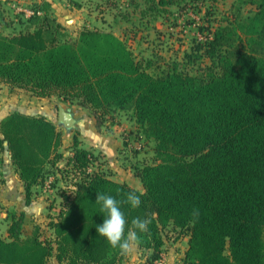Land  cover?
Listing matches in <instances>:
<instances>
[{
	"label": "trees",
	"instance_id": "obj_1",
	"mask_svg": "<svg viewBox=\"0 0 264 264\" xmlns=\"http://www.w3.org/2000/svg\"><path fill=\"white\" fill-rule=\"evenodd\" d=\"M147 1L158 11L206 0ZM250 4V14L219 26L197 46V59L209 64L191 70L149 71L152 62L136 58L112 31L84 27L70 38L37 6L31 9L40 15L22 29H0V84L10 92L78 100L98 120L130 113L155 143L153 162L132 168L139 191L112 180L77 138L69 155L61 153L60 131L45 116L7 114L0 120V154L9 152L26 200L54 172L72 188L61 192L60 210L46 224L49 238L38 224L25 235L23 217L11 216L7 237L0 238V264H48L50 257L121 264L124 255L96 233L106 214L95 198L123 200L133 191L140 206L122 205V211L128 227L135 217H152L138 248L153 261L161 258L167 230L188 237L187 264H264V0ZM193 209L200 211L195 224Z\"/></svg>",
	"mask_w": 264,
	"mask_h": 264
},
{
	"label": "rangeland",
	"instance_id": "obj_2",
	"mask_svg": "<svg viewBox=\"0 0 264 264\" xmlns=\"http://www.w3.org/2000/svg\"><path fill=\"white\" fill-rule=\"evenodd\" d=\"M87 3L89 4L88 10H91L89 14V16H91L89 27L113 31L128 44L136 55V58L143 62L146 60L152 62L153 65L149 71H154L157 68H159V70H167L173 67L181 68V70H191L198 65L209 64V61L206 59H197V46L209 38L216 28L225 26L230 21L244 18L251 13L250 10L253 8L250 4V0H218L216 2L206 0L197 3L179 2L174 6L161 7L158 11L149 9L152 5L147 0H93ZM20 13V11L18 12L19 15L12 13L11 16L25 26L27 23L25 24L26 21H22L23 18L20 16ZM19 17L21 19L18 20ZM96 18L100 19V21H95ZM75 33L76 32L73 31L68 36L74 38ZM14 95L18 97L19 100L26 101L27 105L24 111L27 113L43 112L42 108L44 105L40 104L41 102L33 104L30 103V100L24 99V97H20L16 94L12 96ZM53 97L56 96L42 99L46 102L45 105L55 110L59 104ZM56 98L65 104L61 98ZM51 102L54 105H52ZM66 104L88 109L94 114L89 108L78 104V100H74L73 103L67 102ZM124 114L127 116V119L124 120L126 122L131 114ZM118 117L117 111L104 116L102 119L100 118L101 120H98L96 116V124H98V127H103L102 129L107 131L106 129L108 126L114 125ZM128 124L126 129L119 134V138L117 137L121 144L123 142V148H125L124 153L120 154V156H122L121 159H118L117 163L113 162L114 160L110 162L106 160L104 156L97 153H95L94 156L96 158V165H100L101 170L109 175L110 178L122 180L132 186L140 188V181L131 173L130 166L133 164L141 165L152 163L154 160L155 143L152 139L148 138L143 131L138 129L135 124ZM60 134L63 139L64 133L62 130H60ZM66 155H69V153ZM1 160L3 162L4 157H1ZM122 161L125 162L122 164ZM63 163L64 160L61 161V164ZM110 163L111 165H109ZM94 169V167L90 168V170ZM56 174L57 173L54 172L48 182V186L52 185V190L50 189L51 194H49L50 196L45 202L46 204L43 208V213H41V218L39 217V219L35 216L29 217L25 214L22 225L23 233L26 232V229L30 227V223L33 222L35 224H41L40 226H43L41 228L44 230L43 237L45 238L46 236V238H49L50 230L46 227V216L47 214L50 215V213H47V209H58L61 201L59 199L61 192L68 190V180L65 182L62 176ZM55 178L57 179L54 180ZM40 195L42 196L40 192H37L36 197H40ZM13 204L14 207H12L11 212L8 210L6 211V207L0 206V214H5V218L0 216V220H7L9 215L13 212L21 213L20 211L24 209L26 204L29 205V202L23 205L22 202L14 200ZM56 212L55 210L51 216L54 217ZM1 224L3 223L1 222ZM4 235V226H1L0 238H3ZM165 237L166 242L159 261H153L150 252L141 251L140 256H136V254L124 255L125 260L123 262H128L130 258H143L148 264H187L184 259V249L186 251L188 247V237H183L179 231L167 230L165 232ZM186 238L187 240L183 242ZM168 253H170L171 256L167 259ZM51 259L52 257L48 260V264ZM134 262L137 264V261Z\"/></svg>",
	"mask_w": 264,
	"mask_h": 264
},
{
	"label": "crops",
	"instance_id": "obj_3",
	"mask_svg": "<svg viewBox=\"0 0 264 264\" xmlns=\"http://www.w3.org/2000/svg\"><path fill=\"white\" fill-rule=\"evenodd\" d=\"M88 1L91 2L93 0H0V29L3 30L5 33H11L12 31H18L22 29L24 25L21 24L19 21H16L17 19L15 20L11 16V14L14 13L15 15H19L18 12L20 11L21 12L20 16L23 18L22 21H26L28 18L26 15V11L28 9H31L33 6H37L41 9L42 14H47L50 17L55 18L60 24L66 27L68 29V34H71L73 31L76 32L74 34V37H76L78 35V32L82 28L84 27L91 28L89 27V23L91 22L90 20L91 16H89V14L91 13L90 12L91 10H88L89 9V4L87 3ZM19 19L21 18L19 17L18 20ZM95 21L99 22L100 19L96 18ZM26 23L27 21L25 22V24ZM92 28H97V27H92ZM98 29H101V28H98ZM101 30H104V29H101ZM106 31H111V30H106ZM13 94L19 95L20 97H24V99L30 100V103L34 104V103L41 102L40 104L44 105L42 108L44 113L43 112L42 113L33 112L29 114L45 116L47 119L51 120L56 125L59 131L60 130L63 131L64 133V136L62 139L63 144H62V148L60 149V152L63 153L65 156L67 153L70 154V146H72L73 138H77V140L80 143V146L91 151L93 154L95 153L100 154L104 156L106 160L110 162L111 160H114L113 162L117 163L118 159L119 160L121 159L122 156H120V154L124 153L125 148H123L124 147L123 142L121 144L120 140H118L119 138L118 136L121 133V131H124L126 129V127L129 125L128 123L135 124V121L132 116H130L128 120H126L125 122L124 120L127 119V116L123 112L117 111V115L119 116L118 118H116L118 119L116 120L117 122L112 126H108V128L106 129L107 131H105L102 129L103 127L102 128L100 126L98 127V124H96L97 123L96 116L92 114L88 109H83L81 107H77L72 104L71 105H67L66 103L63 104L62 102L59 101V99H57L56 97H53V99L59 104L57 108L64 109L66 112H68L70 118L72 119V123L66 127L58 123L57 108H55L54 110V108L51 109L49 106L45 105L46 102L44 101V99H39L37 97H34L31 93L26 92L21 89H16L13 92H9L8 87L6 85L0 84V120L3 119L7 114L14 112V111L26 112L24 111L26 109L25 106L27 105L26 101L19 100V98L16 97L15 95L12 96ZM51 104L54 105L52 102ZM56 114H57V117H56ZM1 157H4L3 162L1 160ZM61 161L58 164L59 167H63V165L65 164V160L63 164H61ZM124 162L125 161H122L121 163L123 164ZM109 165H111V163ZM135 165L136 164H133L132 166H130L131 173H133L132 168ZM0 175H1L0 177V182H1L0 206L1 207H6L5 210L6 211L8 210L11 212L12 207H14V204H13L14 200L22 202L23 205L29 202V205L26 204V206H24V209L20 211L21 213L13 212L9 215V218L7 220L5 219L0 220V227L4 226L5 235L3 236V238H5L7 237V229L10 225V222H11L10 219L12 215L22 216L23 221H24L25 214H27V216L29 217L35 216L36 218H39V217L41 218V213H43V208L45 207V204H46L45 202L47 201V198L50 196L49 194H51L52 185L48 186V182L51 176H47L44 185L35 187L33 191L36 194H33L30 201H27L25 193H24L23 182L19 179V177L15 173L11 160H10V154L7 150H5L2 154H0ZM54 180H56V178ZM112 180L119 182V183H126L122 180H116V179H112ZM128 185L136 190L143 191L141 182H140V188L136 186H132L130 184ZM67 187H68V193H69V190L70 188H72V186L70 185V183H68ZM37 192H40L42 196L40 195V197L39 196L36 197ZM59 199L61 200V197ZM8 201H11V202H8ZM55 210L57 212L54 215L58 214L60 210V206L58 209L56 208L47 209V213H50V215L47 214L46 216V224L47 222H49V219L52 217L51 215L53 214ZM50 211H53V212H50ZM0 216L5 218L4 213H1ZM1 222L3 224H1ZM35 225L36 224L33 222L30 223V227L26 229V232H24V234L25 235L31 234L32 229ZM186 240L187 238L183 242H185ZM184 252H185V249H184ZM131 254H136V256L137 255L140 256L141 251L139 250V248H137ZM131 254H128V255H131ZM167 255H168L167 257L168 259L171 256V254L168 253ZM124 260H125V256L123 257L121 264H135L134 261H137V264H148L146 260L143 258L142 259L130 258L128 262H123ZM49 264H65V263H58L55 260V258L52 257Z\"/></svg>",
	"mask_w": 264,
	"mask_h": 264
},
{
	"label": "clouds",
	"instance_id": "obj_4",
	"mask_svg": "<svg viewBox=\"0 0 264 264\" xmlns=\"http://www.w3.org/2000/svg\"><path fill=\"white\" fill-rule=\"evenodd\" d=\"M95 203L100 205V212L106 214L103 222L96 226V233L112 248L119 249L122 255L133 253L142 243L141 235L148 233L152 217H135L128 227L122 205H129L132 209L138 208L141 204L140 196L133 191L128 192L123 200H117L111 195L96 193ZM191 217V223H197L200 218L199 209H193Z\"/></svg>",
	"mask_w": 264,
	"mask_h": 264
},
{
	"label": "water",
	"instance_id": "obj_5",
	"mask_svg": "<svg viewBox=\"0 0 264 264\" xmlns=\"http://www.w3.org/2000/svg\"><path fill=\"white\" fill-rule=\"evenodd\" d=\"M58 123L66 127L72 123V119L70 118L68 112L62 108H58Z\"/></svg>",
	"mask_w": 264,
	"mask_h": 264
},
{
	"label": "built area",
	"instance_id": "obj_6",
	"mask_svg": "<svg viewBox=\"0 0 264 264\" xmlns=\"http://www.w3.org/2000/svg\"><path fill=\"white\" fill-rule=\"evenodd\" d=\"M26 15H27V17L29 18V17L34 16V15H40V12H35V11H33L32 9H28V10L26 11Z\"/></svg>",
	"mask_w": 264,
	"mask_h": 264
}]
</instances>
